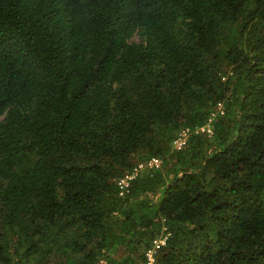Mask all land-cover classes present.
<instances>
[{
    "label": "trees",
    "instance_id": "1",
    "mask_svg": "<svg viewBox=\"0 0 264 264\" xmlns=\"http://www.w3.org/2000/svg\"><path fill=\"white\" fill-rule=\"evenodd\" d=\"M161 235L155 264H264V0H0V264Z\"/></svg>",
    "mask_w": 264,
    "mask_h": 264
},
{
    "label": "built area",
    "instance_id": "2",
    "mask_svg": "<svg viewBox=\"0 0 264 264\" xmlns=\"http://www.w3.org/2000/svg\"><path fill=\"white\" fill-rule=\"evenodd\" d=\"M217 109H221V105H218ZM214 117V115H211V118ZM211 118L209 121H211ZM209 123V122H208ZM211 127L209 124L202 128H197L195 130V133H206L208 135H211ZM190 135L189 130H182V133L172 142V148L173 149H179L182 148L188 137ZM161 165V161L157 158H151L148 160L146 164H138L134 166L131 170L127 171L119 180H117V187L119 190L120 196H125L130 189L131 183L139 177V173L143 169H158ZM160 237V238H159ZM158 238L154 239L152 241V244L149 248L146 249L144 253V259L145 264H155V255L157 252L162 248L166 246V241L168 238V235H161Z\"/></svg>",
    "mask_w": 264,
    "mask_h": 264
},
{
    "label": "rangeland",
    "instance_id": "3",
    "mask_svg": "<svg viewBox=\"0 0 264 264\" xmlns=\"http://www.w3.org/2000/svg\"><path fill=\"white\" fill-rule=\"evenodd\" d=\"M181 133H182V130L176 135L175 139H176ZM175 139H174V140H175ZM147 162H148V160L143 161V162H140V163H138V164H146ZM138 164H137V165H138ZM159 168H160V167H159ZM159 168H158V169H159ZM156 170H157V169H148V168H147V169H143V170L139 173V176H141V174L144 175L146 172H147V173H148V172H154V171H156ZM159 238H160V237H159ZM151 244H152V242L149 244V246H150ZM149 246H148V247H149ZM148 247H147V248H148ZM147 248H145V249L143 250V253H145V251H146ZM143 264H145V259H144Z\"/></svg>",
    "mask_w": 264,
    "mask_h": 264
}]
</instances>
